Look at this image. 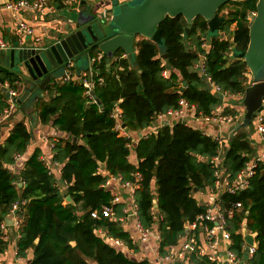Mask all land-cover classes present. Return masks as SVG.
Here are the masks:
<instances>
[{"label": "trees", "instance_id": "16d2710c", "mask_svg": "<svg viewBox=\"0 0 264 264\" xmlns=\"http://www.w3.org/2000/svg\"><path fill=\"white\" fill-rule=\"evenodd\" d=\"M257 1L226 4L232 7L223 16L219 28L225 39L212 38L205 54L206 75L230 94H243L252 82L244 61L227 55L247 49L248 15L256 11ZM158 29L163 47L147 39L138 41L135 65L122 57L121 51L109 66L104 55L100 62L91 64L92 91L102 108L84 95L81 83L71 81L46 87L44 91L50 95L48 102L36 99L41 123L55 117L53 126L69 135L66 141L53 144L52 162L62 165L60 176L67 183L66 193L72 203L62 204L56 179L41 161L38 149L24 162L17 176L8 170L15 156L25 154L30 142V132L23 122L15 123L0 143V224L14 204L26 202L20 208L24 220L16 256L26 258L30 252L32 258L28 264H148L129 260L95 234L96 229L104 230L132 248L129 233L117 222L90 218V211L109 206L113 199L110 191L103 188L107 177L97 174L100 164L105 165L108 176L119 177L122 182H131L136 175L140 176L133 194L137 218L143 229L157 222L160 257L170 252L184 235V227L205 210L193 193L213 188L214 166L210 160L217 153L216 141L183 124L161 127L156 134H147L137 142L135 166L127 160L126 146L130 140L118 137L113 130L110 113L115 105L121 109V122L132 132L148 129L156 115L176 109L180 98L204 115L220 105V99L205 89L202 78L190 71L198 56L204 53L200 46L202 37L208 33L207 22L201 17L189 23L180 16L165 17ZM99 53H91L90 58ZM166 68L169 73L164 78L162 72ZM98 79L103 80L101 85ZM20 81L14 72L0 67V85L7 83L16 90ZM180 84L185 87L182 89ZM5 98L0 88V116L7 107ZM247 136L237 131L229 141L223 167L230 179L244 168L252 152ZM17 180L23 183L22 188H16ZM153 200L156 209H153ZM219 203L223 208L233 203L241 205L228 222L231 250L242 257L243 239L238 232L245 225L250 233L256 234L257 246L249 264H264V166L258 165L245 191L224 194L219 197ZM113 212L115 217L123 216L122 206L114 205ZM4 249L0 239V253ZM190 263L214 264L195 254Z\"/></svg>", "mask_w": 264, "mask_h": 264}, {"label": "built area", "instance_id": "2783aa9c", "mask_svg": "<svg viewBox=\"0 0 264 264\" xmlns=\"http://www.w3.org/2000/svg\"><path fill=\"white\" fill-rule=\"evenodd\" d=\"M65 5H70L75 3L77 0H62ZM50 8L49 0H16L13 2H9L5 4L4 9L10 12L13 16H15L16 20L19 13H27V14H43L46 10ZM221 13V14H220ZM227 12H219L220 16H225ZM255 16V12H252L248 15V20H250ZM16 31L17 34L21 38L31 39L35 37L34 31L32 27L26 23L25 21L18 19L16 21ZM217 38L219 40L225 39V34L218 32ZM35 43L39 42V39L34 38ZM212 40L207 41L205 36L202 37L201 48L204 53L198 56L197 63L190 68V70L196 74H198L205 83V89L211 92L214 95H218L220 97V105L213 109L209 115H204L201 112H197V109L194 105L188 104L185 99L180 98L178 101V106L176 109H169L164 113L158 114L155 117V121L161 127L173 126L175 124H183L184 126L189 127V123L198 122L200 124L205 125H215L220 131L230 128L231 135L233 136L237 131L232 132L234 126L237 123L242 121L244 116V111L240 114L226 113L225 109L234 110L235 109V101L240 98H243V94H230L221 89L220 86L216 85L210 77H208L205 73L204 64H205V54L208 52L210 48V43ZM9 50V45L5 43L2 37H0V51ZM101 53L97 54L93 59H90V64L98 63L102 59ZM233 53L227 55V58H232ZM125 57V56H122ZM85 74L81 79L80 83L82 87L85 89L84 95L95 103L92 98L90 92H92L94 88V82L91 80V71ZM168 69L162 72V76L164 78L168 77ZM73 74L72 66L67 65L65 67L64 74L62 76V82L70 81ZM97 83L101 85L103 83L102 79H98ZM253 83V81H252ZM251 83V84H252ZM250 84V85H251ZM249 85V86H250ZM185 87L181 85L183 89ZM1 90H4L6 95V103L8 106L3 111L0 116V120H6L12 114L16 107L15 100L18 98L15 90H12L7 83L0 85ZM180 94V91L178 92ZM261 111L256 115L253 120L254 132L259 135L260 141L264 144V96L261 100ZM121 109L118 106H115L111 113L110 118L114 121V131L118 134L119 137L129 139L127 134L124 132L125 127H123L121 123ZM155 121L153 123H155ZM193 121V122H192ZM152 123V124H153ZM197 124V123H195ZM191 128V127H190ZM199 131V130H198ZM202 132V131H201ZM204 133V132H202ZM205 134V133H204ZM206 135V134H205ZM146 136V135H145ZM144 136V137H145ZM231 136V137H232ZM143 137V138H144ZM210 137V136H209ZM214 141L217 142L218 148L217 153L214 158L210 160V163L214 166V185L213 188L210 189L213 193L217 194L219 197L227 194V195H235L237 193L245 191L249 186V181L255 174V170L259 164L264 162V150L255 156L253 159L249 160L244 168L236 175L234 179H230L229 175L226 173V170L223 167L224 155L228 149L227 142L225 138L219 136L211 137ZM24 155V154H23ZM23 155H17L14 157V163L8 166V170L12 173L17 168H23L22 160L24 161ZM44 162V165L48 167V164ZM20 169V170H21ZM51 171V169L48 167ZM52 172V171H51ZM120 181L124 186L131 187V184L134 186L132 189V198L135 189L137 188L136 183L140 180V176L136 175L133 180L134 182H122L121 178L113 177ZM16 188H22L23 183L19 180L15 183ZM58 191L61 192V187L56 186ZM218 201L212 202L209 206L205 208V210L196 216L193 222L187 224L184 227V239L179 245V249L174 253H168L165 256L160 257L158 255L156 264H191L190 258L193 254L199 257H205L210 263L214 264H249V260L252 258L255 249H256V235L254 237L255 245H248L243 241L242 245V257L237 256L233 250H231L232 240L228 231V222L233 217V213L236 209L241 207L240 203H233L227 208H223ZM154 201V200H153ZM119 202L118 197H113L109 206H103L100 210H92L89 212L90 218L92 220H101L107 219L110 221L117 222L120 226L126 223L127 219H133L136 221L135 228L139 235V239L143 244H148L151 238V228L143 229L137 218V206L133 201L131 202V207L129 210L122 209L121 217H115L113 212V206L117 205ZM26 202L22 201L20 203H16L13 205L9 214H13L12 226L16 228L17 238H19V230L23 224V210H21V206L25 205ZM153 209H156L153 207ZM157 220L158 217H155ZM157 225V222L154 224ZM8 226L4 223V221L0 224V239L3 241L5 238V231ZM242 228L238 232L242 234ZM249 232V231H248ZM95 234L102 239L106 244L116 249L118 252H123L128 249L127 246L120 240L109 236L106 231L101 229H96ZM249 234H253L250 233ZM203 238L204 243L202 244L199 239ZM155 239L158 242L160 240L159 233L157 231L155 235ZM226 243L225 248L222 253V258H218L217 249L220 244ZM18 259H23L17 257Z\"/></svg>", "mask_w": 264, "mask_h": 264}, {"label": "water", "instance_id": "95a60500", "mask_svg": "<svg viewBox=\"0 0 264 264\" xmlns=\"http://www.w3.org/2000/svg\"><path fill=\"white\" fill-rule=\"evenodd\" d=\"M236 1L239 0H141L139 3L127 0L119 4L112 0L109 8L95 14L93 4H88L84 10L72 11L67 6L73 7L75 3L65 5L62 0H58L59 15L67 23L63 33L39 46L28 43L19 46V43L15 42L7 52L9 65L5 70L13 71L20 77V82L25 85V92L32 99L36 98L32 93L33 88L38 90V97L42 98L46 87L62 78L67 65H73L79 70L81 63H88L91 53L95 51L105 56L107 65L120 51L125 54L131 65H135L134 38L150 40L162 48L158 27L165 17L180 16L186 22L201 17L207 22L208 33L214 35L219 32L224 20V17L219 15L220 8ZM77 5H85V1H80ZM93 22L96 30L91 25ZM248 29L247 49L244 52H233L232 58L243 60L249 74L256 77L264 69V0L257 1L255 16L250 20ZM164 58L165 55H162V59ZM90 94L95 103L102 108L93 91ZM263 96L264 82L253 81L245 89L242 99L244 118L240 124L234 126L232 132L248 128L250 140L254 133L253 120L262 109ZM15 103L18 106L22 101L17 98ZM75 141L74 138L73 142ZM153 207H157L155 200ZM12 219L13 214H9L4 217V223L12 225ZM242 234L244 242L251 246L255 245V234H249L245 225Z\"/></svg>", "mask_w": 264, "mask_h": 264}, {"label": "crops", "instance_id": "0c3cea01", "mask_svg": "<svg viewBox=\"0 0 264 264\" xmlns=\"http://www.w3.org/2000/svg\"><path fill=\"white\" fill-rule=\"evenodd\" d=\"M13 1H16V0H0V37L8 39L9 49L13 46V44L15 42H18L19 46H23L25 43H28V44H31L34 46H39L45 42H49L52 39L59 37V35L61 33H63V30H65V28L67 27V23H66L65 19L59 15L60 11L58 9V3H57L58 0H56L55 2H53V0H49L50 1V8L48 10H46L43 14H37L34 16L33 14L19 13L17 18L28 23L32 27V29L34 31V35H35V37H33L31 39H28L26 37L21 38L17 34V31H16V21L18 19L16 20L15 16H13L10 12H8L4 9L5 4H7L9 2H13ZM80 1H85V5H82V6L79 5L78 6L77 3ZM111 1L112 0H77L74 4L75 6H73V7L67 6V7L72 11H74V10L80 11V10H84L85 6H87L88 4H93V5H95V10H94L95 14H99L103 10L109 8ZM114 1H117L119 4H121L127 0H114ZM25 16L27 18H25ZM43 30H44V32H42ZM36 37L39 39L38 43H35V41H34V38H36ZM142 39L143 38H141V37L134 38V51L136 50L135 44ZM95 52H99V51H95ZM122 56H125V54L123 53ZM2 59L3 58L0 55V61ZM90 59H89L88 63L82 62L79 70L74 68L72 65L73 74H72V77L70 79L71 82L80 83L83 76L85 74L89 73L88 71H90V67H91ZM107 66H109V65H107ZM0 67H2L4 69L8 68V67L3 66V65H0ZM166 69H168V68H166ZM7 71L13 72L10 70H7ZM248 77L252 81L249 72H248ZM20 83L21 82H18L16 84L17 87L15 90L18 98H19V85H20ZM62 83H63L62 79H60V80H56L55 82H53L49 86H52L54 84H62ZM181 85L184 86L183 84H180V87H181ZM38 96H39V94L36 96V98ZM36 98L33 99L32 105H30L29 106L30 108H27V110H25L23 108H21L19 110V107L21 105H18L15 107L14 111L9 116V118H7L6 120H3V121L0 120V143H2L5 140V138L8 136L12 126L15 123L23 122L25 124L27 130L30 132V142H29V145L27 146L25 154L23 155L24 161L22 160L21 162L24 164V162L31 156L33 151L38 149L41 153L40 158L43 159L48 164V167L51 169L52 174L54 175V177L56 179V186L61 187L60 193L62 194V197H63L62 204L67 205L68 203H72V202H71L70 196L67 195V193H66L67 183L65 181H63L61 179V176H60L62 165L52 162V160H53L52 148H53V144L55 142H57L59 140L64 142L69 138V135L65 132L59 131L56 127L53 126L52 121L55 117H52L51 120L48 121L47 123H41V121L38 117V113H37L36 108H35V104L38 102V101H36ZM218 98L220 99V97H218ZM42 99L44 102H48L50 100V95H48V93L46 91H44L43 95H42ZM115 106H117V105H115ZM226 110H228L229 112H231L233 114H240L244 111V110L242 112L238 111L236 109V106H235L234 110L225 109V111ZM30 117H31V119H30ZM195 123H197V124H195ZM122 125H124V124L122 123ZM189 125H190L189 127H191L192 129L202 131L207 136H210V137H214V136H217L219 134V136L226 139L227 146L229 144L230 139L233 137L231 135V129L230 128L225 129L223 131H220L217 128V126H215V125H205V124H204V127L201 128L200 125H202V124L196 122V120L192 124L189 123ZM168 127H170V126H168ZM159 129H160V126L158 125V123L156 121H155V123L151 124V126L148 129H143V130H139L136 132H132L125 127L124 132L127 134L126 136H128L130 138V142L126 146V148H127L126 150H128V152H129L127 160L130 164L135 165V166L138 164V160H137L136 155H135V147L137 145V142L147 134H156ZM240 130H242V129H240ZM211 132H213V133H211ZM248 136H249V134H248ZM248 136H247V139H248ZM78 143H80V142H78ZM250 144H251L252 152L248 156V161L253 159L255 156H257L259 153H261L264 150V144L260 141L259 135L256 132H254L253 135L251 136ZM261 165L264 166V162L261 163ZM20 169H21V167L17 168L15 171H12V174L17 176L19 174ZM97 174L102 176V177H105V176L107 177V180H106L103 188L105 190L110 191L112 198L113 197L119 198L118 205H121L122 209L129 210L131 207V202L133 201L132 189L134 188V186L131 184V187H126L122 183H120V181L113 179L112 176H108V172L106 171L104 164L99 165ZM131 183H133V182L131 181ZM152 191L155 192L154 186H152ZM193 197L195 198L197 203L200 206H203L205 209L212 202L218 201L219 196L217 194L213 193L210 189H206L204 192H197V191L194 192ZM7 215H9V213ZM135 224H136L135 220L128 218L126 223L122 225L123 230L125 232L129 233L130 239H131V244H132V248L127 247L128 249L124 250L122 252V254L124 256H126V258H128L129 260H132L135 262L146 261L148 264H156L157 258H158V253H157L158 242L155 239V235L157 233V225L158 224L153 225L151 227V230H150L151 238H150L148 244H143L140 241L139 235H138L136 228H135ZM7 226H8V228L5 231V238L3 240V243L5 244V249L3 250L2 253H0V264H28L32 258V255L30 252L27 253L26 258L18 259L15 257L16 243L18 240L17 231H16V228H14L12 225H7ZM183 239H184V235H182V237L178 240L177 244L171 248V250H170L171 254L179 249V245L183 241ZM199 241L202 244L204 243L203 238H200ZM225 245H227V244L222 243L218 247V249H217V255L219 256L218 258H222V253H223V250L225 248Z\"/></svg>", "mask_w": 264, "mask_h": 264}, {"label": "rangeland", "instance_id": "374dc122", "mask_svg": "<svg viewBox=\"0 0 264 264\" xmlns=\"http://www.w3.org/2000/svg\"><path fill=\"white\" fill-rule=\"evenodd\" d=\"M141 0H132V3H139ZM231 5H226L224 8H222V10L220 11V12H228L229 10H231ZM67 10H69L68 8H67ZM70 11V10H69ZM221 14V13H220ZM34 16L35 15H37V14H33ZM25 18H27L26 16H25ZM189 23V22H188ZM91 25L93 26V28L96 30V25H95V22H93V23H91ZM42 32H44V30L42 31ZM218 36V33H215L214 35H211V34H209V33H207L206 35H205V39L207 40V41H209V40H211L212 38H214V37H217ZM44 39V38H43ZM3 40L5 41V43L7 44V45H9V41H8V39L7 38H3ZM7 52H8V50H6V51H0V55L2 56V60L0 61V65H3V66H6V67H8V65H9V61H8V55H7ZM251 76V75H250ZM251 79L253 80V81H255V82H264V69H262V71L256 76V77H253V76H251ZM3 92H4V90H2ZM32 93L34 94V95H38L39 93H38V90L36 89V88H33V90H32ZM216 97H219L218 95H216ZM19 98H20V100L22 101V104H21V106L19 107V110L21 109V108H23V109H25V110H27V108H30L29 106L30 105H32V102H33V99H32V97H30V95L28 94V93H26L25 92V85H24V83H20V85H19ZM242 99L243 98H240V99H238L237 101H235V106H236V109L238 110V111H240V112H242L243 110H244V107H243V105H242ZM6 105L8 106V104L6 103ZM227 113H231V112H228L227 111ZM19 115V114H18ZM19 117V116H18ZM243 118H244V116H243ZM243 118H242V120H243ZM242 122V121H241ZM240 122V123H241ZM240 123H237V125L238 124H240ZM200 127L201 128H203L204 127V125L202 124V125H200ZM236 127V126H235ZM242 132V133H246L247 135L249 134V129L248 128H243L242 130H239L238 132ZM211 133H213V132H211Z\"/></svg>", "mask_w": 264, "mask_h": 264}]
</instances>
